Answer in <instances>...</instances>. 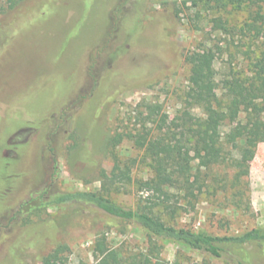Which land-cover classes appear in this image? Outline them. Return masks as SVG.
I'll use <instances>...</instances> for the list:
<instances>
[{
	"label": "rangeland",
	"instance_id": "374dc122",
	"mask_svg": "<svg viewBox=\"0 0 264 264\" xmlns=\"http://www.w3.org/2000/svg\"><path fill=\"white\" fill-rule=\"evenodd\" d=\"M173 0H18L0 8V264H40V257L56 243H65L69 264H94L96 244L118 249L122 255L147 251L145 230L102 210L78 204L49 206L32 223L53 220L47 236L28 247L11 229L23 217L24 201L36 203L57 190L100 188L102 169L109 171L112 153L135 159L132 181L122 192H110L115 202L135 207L146 195L138 179L152 175L143 151L123 140L106 149L115 130H134L135 113L158 104L161 115L175 123L188 89L189 66L184 55L199 48L215 51L217 91L232 72H249L264 61V23L247 28L261 1L216 8L214 1ZM220 18L225 26H216ZM111 32V33H110ZM109 33V34H108ZM91 71L97 83L93 84ZM65 110L62 112V108ZM193 112L199 113L197 108ZM240 112L239 119H243ZM54 147L57 178L51 177ZM248 194L251 208L234 207L227 196L199 194L194 206L179 198L176 226L234 234L264 225V142L249 160ZM232 170H219L228 177ZM204 189V188H203ZM176 197H173V200ZM180 207V206H179ZM14 217V218H12ZM20 218V219H19ZM35 232V231H33ZM37 234V233H35ZM159 257L168 264H226L222 259L156 239ZM259 251V252H257ZM153 253H157L154 251ZM249 264H264V250L247 246L241 253Z\"/></svg>",
	"mask_w": 264,
	"mask_h": 264
},
{
	"label": "trees",
	"instance_id": "16d2710c",
	"mask_svg": "<svg viewBox=\"0 0 264 264\" xmlns=\"http://www.w3.org/2000/svg\"><path fill=\"white\" fill-rule=\"evenodd\" d=\"M188 1L193 7L202 1H214L216 8L257 3V0H181L183 5ZM258 1L263 4L258 6L252 22L246 23L248 29H256L258 19L264 23V0ZM3 2L12 7L18 0H0V8ZM176 2L173 0V11L178 17ZM215 21L217 27L225 29L220 18ZM215 58V51L210 47L184 55L189 66V85L185 93L189 109H183L175 123H168L165 115H161L157 127H146L147 121H156L160 109L158 104L146 105V115L141 110L135 113L138 127L128 131L115 130L107 137L106 149L115 148L125 139L132 141L143 151V158L151 168L150 177L136 181L139 190L145 191L146 195L139 197L135 207L121 205L108 196L110 192L124 191L126 184L132 181L131 168L135 162V159L122 160L112 153V166L109 171L101 170L98 190H57L47 198L40 195L36 203L23 202L17 210L23 217L11 228L22 230L23 234L17 238L22 247L34 245L54 227L53 220L32 223V215L38 216L49 206L78 204L96 207L120 221L134 223L146 231L150 242L148 252L127 256L99 242L95 247L97 261L94 264H168L159 257L156 239L222 259L226 264H249L250 259L241 255L247 246L264 250V225L219 235L205 229L176 226L164 218L168 215L172 219L178 208H182L178 205L179 198L188 206H194L204 191L227 196L236 208L245 211L251 208L247 192L249 160L254 157L258 144L264 142V61H256L249 67V72H232L223 80L219 94ZM88 75L96 84L93 73L89 71ZM193 108L199 113L193 112ZM64 110L65 107L62 112ZM240 112H244L242 120L239 119ZM46 150L52 155L51 177L57 178L55 149L47 143ZM222 169H231V175L222 176L219 173ZM173 197L176 198L173 200ZM67 248L65 243H56L40 257V264H69L65 254ZM258 256L264 263L262 255Z\"/></svg>",
	"mask_w": 264,
	"mask_h": 264
}]
</instances>
